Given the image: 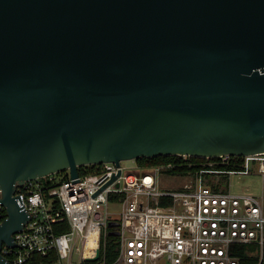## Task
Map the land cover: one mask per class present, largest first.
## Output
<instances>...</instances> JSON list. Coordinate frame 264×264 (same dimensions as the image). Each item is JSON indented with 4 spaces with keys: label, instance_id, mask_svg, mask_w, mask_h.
<instances>
[{
    "label": "water",
    "instance_id": "1",
    "mask_svg": "<svg viewBox=\"0 0 264 264\" xmlns=\"http://www.w3.org/2000/svg\"><path fill=\"white\" fill-rule=\"evenodd\" d=\"M261 152L264 0H0V264L27 181Z\"/></svg>",
    "mask_w": 264,
    "mask_h": 264
},
{
    "label": "built area",
    "instance_id": "2",
    "mask_svg": "<svg viewBox=\"0 0 264 264\" xmlns=\"http://www.w3.org/2000/svg\"><path fill=\"white\" fill-rule=\"evenodd\" d=\"M175 156L147 166L134 160L136 167L107 162L78 178L67 171L66 178L57 173L18 186L29 220L2 255L10 264L51 254L57 257L50 264H240L238 247L262 251L263 197L233 192L230 179H264V152ZM6 218L0 204V224ZM108 237L115 238L112 261Z\"/></svg>",
    "mask_w": 264,
    "mask_h": 264
},
{
    "label": "trees",
    "instance_id": "3",
    "mask_svg": "<svg viewBox=\"0 0 264 264\" xmlns=\"http://www.w3.org/2000/svg\"><path fill=\"white\" fill-rule=\"evenodd\" d=\"M178 158V156H159L155 158H148V157H142L136 160V162L139 165L147 166V165H154L159 163H164L173 159ZM95 169L94 165L89 166H83L79 168V172H88L93 171ZM58 176H62L63 178L68 177V172H61L58 174ZM115 238L114 237H108L107 238V244L110 249V253L108 255V260L112 261L114 259V255L111 251H113V242ZM240 257V264H264V249L261 251L259 247L253 244L248 245H242L238 247V251L236 253ZM55 254L48 255L47 257L43 258L42 256H35L33 257L34 262L33 264H36L37 261L42 262V264H50V262L53 259H56ZM30 264V263H26ZM38 264V263H37Z\"/></svg>",
    "mask_w": 264,
    "mask_h": 264
},
{
    "label": "rangeland",
    "instance_id": "4",
    "mask_svg": "<svg viewBox=\"0 0 264 264\" xmlns=\"http://www.w3.org/2000/svg\"><path fill=\"white\" fill-rule=\"evenodd\" d=\"M126 167H136L134 160L122 161ZM233 192H253L254 194L263 197L264 201V179L262 177H248V176H232L230 179ZM117 217V216H115Z\"/></svg>",
    "mask_w": 264,
    "mask_h": 264
},
{
    "label": "crops",
    "instance_id": "5",
    "mask_svg": "<svg viewBox=\"0 0 264 264\" xmlns=\"http://www.w3.org/2000/svg\"><path fill=\"white\" fill-rule=\"evenodd\" d=\"M256 176H259V175H253V176H248V177H256ZM259 177H261V176H259ZM251 193L254 194L253 192H251ZM254 195H256V194H254ZM256 196H258V195H256Z\"/></svg>",
    "mask_w": 264,
    "mask_h": 264
}]
</instances>
